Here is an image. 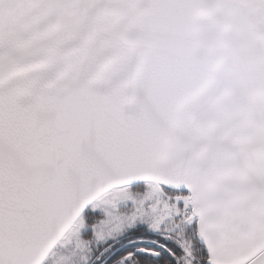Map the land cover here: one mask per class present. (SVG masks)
Returning <instances> with one entry per match:
<instances>
[{"label": "snow or ice", "instance_id": "1", "mask_svg": "<svg viewBox=\"0 0 264 264\" xmlns=\"http://www.w3.org/2000/svg\"><path fill=\"white\" fill-rule=\"evenodd\" d=\"M0 264H264V0H0Z\"/></svg>", "mask_w": 264, "mask_h": 264}]
</instances>
